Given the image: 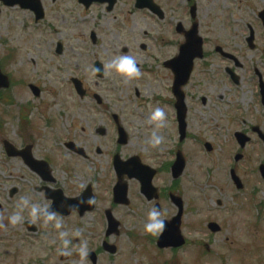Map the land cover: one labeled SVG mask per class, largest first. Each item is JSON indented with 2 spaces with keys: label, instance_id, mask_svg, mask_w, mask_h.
I'll return each instance as SVG.
<instances>
[{
  "label": "rangeland",
  "instance_id": "374dc122",
  "mask_svg": "<svg viewBox=\"0 0 264 264\" xmlns=\"http://www.w3.org/2000/svg\"><path fill=\"white\" fill-rule=\"evenodd\" d=\"M134 1L118 0L113 11L108 12L103 7L99 11V6L85 10L77 0H43L45 18L36 22L32 11L19 5L6 6L0 0V63L11 80V87L0 95V264H91L87 259L83 261L86 255H81V249L87 252L98 246L96 242L104 237L101 222L88 214L77 220H47L39 214L33 217L30 206H49L51 200L36 188L44 185L64 190L67 187L74 194L87 184L114 186L112 159L111 164L108 162L112 151L133 152L141 147L163 156L176 146L185 150L187 165L181 181L191 187L193 203L200 200L208 206L209 220L216 219L212 212L232 207L235 201L238 209L240 200L246 201L247 191L239 193L236 200L235 191L220 189L228 180L232 184L231 156L226 157L232 140L225 130L230 127H221V113L228 98L218 95L215 71L219 58L214 49L229 38L234 49L247 53L240 33L244 32V23L255 19L263 0H192L197 6L195 21L199 31L207 37L204 48L210 52L208 62L213 64L210 71L200 65L193 74L191 98L187 101L189 134L182 142L174 129L171 81L163 63L178 53L183 38L174 33V25L177 20L187 25L190 7L186 0H155L165 11V18L160 20L147 10L136 9ZM92 32L96 33L95 41L90 37ZM58 43H62L61 53L57 51ZM121 55L135 58L139 76L127 77L109 67ZM96 61L104 66L102 79L96 75ZM74 77L83 81L89 91L83 98L74 88ZM30 83L40 87L39 96L32 93ZM200 83H206L205 87ZM94 94L101 97V105ZM203 96H208V106L202 105ZM157 108L165 113L162 120L152 119ZM113 114L118 115L129 134L128 146L117 143ZM99 127L107 128L104 136L97 132ZM153 133L161 138L159 144L153 143ZM200 139L213 143L214 150L206 154ZM6 140L17 149L31 144L37 159L51 162L54 181L44 182L22 157H9ZM70 141L84 148L88 145V156L74 154L66 146ZM106 145H110L109 154ZM191 145L193 149L189 150ZM99 147L103 149L101 154ZM25 198L29 206L21 210L18 205ZM218 199L223 200L222 207ZM245 206L242 203V208ZM17 212L23 219L13 225L9 218ZM121 212L118 209L117 215ZM72 213L67 215L75 216ZM28 221L34 223L36 232L28 230ZM121 221L119 235L110 238L119 247L111 264H162L169 257L166 252L160 255L155 248L149 255L152 242L146 234L154 231L146 230L149 221ZM243 224L233 227V232L227 230L206 238L211 251L201 264H264L262 237L246 238ZM62 232L66 235L61 236ZM64 241H68L67 246ZM232 247L238 248L231 253ZM65 251L72 256L68 262L61 260ZM195 254L193 251L191 264H197ZM103 263L104 260L100 264Z\"/></svg>",
  "mask_w": 264,
  "mask_h": 264
},
{
  "label": "flooded vegetation",
  "instance_id": "af4514ba",
  "mask_svg": "<svg viewBox=\"0 0 264 264\" xmlns=\"http://www.w3.org/2000/svg\"><path fill=\"white\" fill-rule=\"evenodd\" d=\"M186 3L187 6L191 4L187 0ZM101 6L105 11H113L108 10L107 4ZM261 10H264V0L258 10L257 19L255 18L252 22L244 23V32L240 33L243 36V43L248 49L247 53H241L239 50L234 49L230 45L233 42L229 38L223 40L226 45L219 43L214 49V54H217L219 58L215 71V75L219 81V85L217 86L218 95L222 98L224 95H227L228 98L227 104L223 106L221 113L223 117L220 118L222 121L221 127H230V130L225 128L227 134H229L227 137L232 140L231 146L226 150V157H233L229 158V160L232 159L230 169L235 171L240 180V183L232 181V184L223 185L220 189L235 191L236 193H233V198L236 200L240 198L239 193L247 191L246 201L240 200L238 209L235 201L232 207L229 205L225 210L216 213L212 212V216L216 217V219L209 220L208 206L204 205L200 200L199 203H193L191 187L180 180L177 181L173 176L172 167L177 152L181 151V148L175 147L161 156L152 149L138 147L133 152H122V160L123 162H127L133 157H138L143 164L154 168L156 170L153 181L154 191L145 193L138 180H129L124 176V181L128 185V187H125L127 191L126 198L123 203L116 204L113 198L114 187H83V189L75 194L69 193V190L65 187L66 191L62 188L63 192L70 197L76 196V198H79L82 196L79 195L80 193L86 192V200L81 205L82 210L79 208L72 210V214L75 216H64L58 213L55 214L56 217H74L77 220L88 214L96 221L106 223L111 212L120 222H122L121 218L123 222L137 219L138 221H150L149 213L153 209H156L161 213L159 219L163 224H171L173 228V243H178V241L183 239V244L181 245L156 248L160 255L163 252L169 255L168 258L162 260V264H191L193 251H196L195 261L197 264H201V259L211 251L210 244L207 241L208 237L213 238L217 233L221 234L227 230L233 232L231 229L241 223H244L245 228L243 231L250 237L254 239L262 237L260 245L264 246V20L260 17ZM180 22L183 23L181 20L175 22V28ZM195 22L193 18L188 19L186 26L183 23L185 30L190 29ZM185 34V32L179 33V36L183 38L182 42H185ZM200 35L203 37L204 47H206L208 44L207 37L201 33ZM209 55V50L205 48L204 58L201 61H195L193 72L182 87L185 95L187 115L189 111L187 101L189 97L191 98L189 86L192 83L193 74L200 65L204 66L207 71H210L213 63L208 62ZM166 70L169 72L171 81L172 99L170 100V104L174 109L173 122L175 123L176 98L172 90L175 74L171 68H167ZM200 84L202 87H205L206 83ZM207 98V96L201 98L203 106H208ZM116 124L114 122V125ZM99 131L106 132V130L102 129ZM188 134L189 131L185 130V138L180 139V141L185 140ZM129 144L130 140L128 139L124 146H128ZM87 149H89L88 145L85 147V157L88 156ZM206 149L212 152L213 146L210 150ZM97 150L99 154L103 153L101 147ZM105 150L109 154V151H111L110 145H106ZM184 158L186 159L185 154ZM36 188L39 191H44V196H46L45 185ZM217 203L218 206H223V200L218 199ZM242 203L246 205L244 208H242ZM118 209L122 210L119 216L117 215ZM240 215L243 218H240ZM244 216L249 217L245 218ZM177 222L179 224L180 235L175 237L178 230L176 227ZM211 222L217 224V230L210 228ZM239 233L240 230H238L237 234ZM203 234L204 237H202ZM225 239H229V237L226 236ZM105 240H108V238H105L103 241L101 240L100 243L96 242L98 245L96 249H91L96 252L97 264H100L103 260V264L114 261L113 255L109 254L102 247ZM203 240L205 241L202 242ZM209 241L211 242V240ZM229 250L232 253L236 248L232 247ZM151 254L149 252V255ZM223 254L226 253L223 252ZM148 263L150 264L151 261Z\"/></svg>",
  "mask_w": 264,
  "mask_h": 264
},
{
  "label": "water",
  "instance_id": "95a60500",
  "mask_svg": "<svg viewBox=\"0 0 264 264\" xmlns=\"http://www.w3.org/2000/svg\"><path fill=\"white\" fill-rule=\"evenodd\" d=\"M5 1L9 5H14L16 3H20L23 7L31 8L32 10H34L36 12L37 20L43 17V9H42V5H41L40 0H5ZM86 2H88V0H86ZM138 6H140V7L148 6L153 12L159 14V16L161 18L164 17L163 11L152 0H138ZM192 11L194 14L195 13V7H193ZM202 56H203V54H202V40L197 35V25H195L194 29L188 34L187 42L181 46L180 54L177 56V58H175L174 60L168 61L166 63L168 66H172V68L176 72L177 84H176L175 93H176V96L178 98L177 108H178V118H179V122H180L181 132H183L185 129V122H184L185 104L183 101V93L181 92V86L185 83V81L188 79V77L191 73L194 59L196 57H202ZM96 65H97L98 75L102 76L103 75V69H102L101 65L99 63H97ZM74 82L76 84V87H77L80 95L83 96L85 94V90L82 87V83L78 80H74ZM8 86H9V78L2 73L1 67H0V88L8 87ZM31 88L36 95H39L40 91L37 87L31 86ZM119 131H120L119 142L125 143L126 142V134L124 133L122 128H120ZM6 148H7V151L10 155L21 154L24 157V159L26 160V162L29 165H31L34 169H36L44 179H46V180L49 179L50 171H51L50 166L45 161L35 160L34 157L32 156V153H31V147H28V149H26L25 151H23L21 153L16 152L14 150L13 146L10 145L9 143H6ZM122 168L123 167L120 163V159L117 156L115 158V169H116L119 176L123 172ZM126 169H127V173L131 177H140L141 176L139 174L141 172V171H139V167H136V168L129 167ZM182 170H183V163L181 162V165H176V172H177L176 176H179L181 174ZM149 186L151 187L150 181H149ZM116 187H118V188H116V193H117L118 199L120 201L121 200L120 198L122 196V190L120 187H126V185L121 184L119 182ZM50 197L54 201L53 206H52V210L53 209L60 210V208L64 207L65 205H67L68 207L69 206L74 207V206H77V204H78L75 199H67V198L64 199L61 194H57V195L53 194ZM82 198H83V201H85L84 197H82ZM29 226H30V228L34 229V227L31 224H29ZM118 227H119V223L112 219L109 223L108 234H111L113 232L118 233L119 232ZM169 234H170V230L168 228H166V226H165L162 239L164 236H168ZM161 245L165 246L166 244L161 243ZM111 248H112V251L116 250L115 246H111Z\"/></svg>",
  "mask_w": 264,
  "mask_h": 264
},
{
  "label": "clouds",
  "instance_id": "9594fccd",
  "mask_svg": "<svg viewBox=\"0 0 264 264\" xmlns=\"http://www.w3.org/2000/svg\"><path fill=\"white\" fill-rule=\"evenodd\" d=\"M109 67L114 68L116 72L123 74L127 77H132V76H139L140 70L136 67V60L134 57L130 55H121L112 60V62L109 64ZM165 116V113L162 109L157 108L155 112L152 115V119L154 120H162ZM161 142V138L156 137L155 133H153V143L154 144H159ZM91 202V201H90ZM29 206V201L28 199H23L21 205H18V207L23 209V207ZM30 211L31 215L33 217H36L39 213H45L47 220H52L55 219V214L49 213L46 208H42L39 205H31L30 206ZM161 213L153 209L149 213V219L150 223L146 225V230L148 231H153L156 229H161L163 227V222L159 219ZM23 217L21 216L20 212H17L16 214L12 215L9 220L10 222L15 225L19 221H21ZM56 227L60 228L61 224L60 222L56 223ZM66 233H61V236H65ZM65 246H67L68 241H64ZM64 255H71L70 252L65 251L63 253ZM86 248L81 249V255L84 256L86 255Z\"/></svg>",
  "mask_w": 264,
  "mask_h": 264
}]
</instances>
